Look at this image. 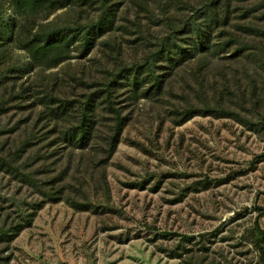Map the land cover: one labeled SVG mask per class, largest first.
<instances>
[{
    "label": "rangeland",
    "instance_id": "obj_1",
    "mask_svg": "<svg viewBox=\"0 0 264 264\" xmlns=\"http://www.w3.org/2000/svg\"><path fill=\"white\" fill-rule=\"evenodd\" d=\"M205 1L150 0L148 10L123 7L117 25L100 36L86 56L74 47L67 62L25 73L17 82L30 86L27 100L16 96L17 89L10 99L6 88L0 87V158L42 177L44 161L50 160L36 150L41 144L36 145L29 126L35 112L51 105L49 98L41 100L45 88L74 99L84 92L79 82L83 75L86 90L89 85L94 89V79L107 75L114 64L106 55L108 41L119 43L126 65L142 63L168 32L165 15L175 23L200 22L198 10ZM231 2L232 17L238 19L247 8L264 5V0ZM192 8L197 11L191 12ZM260 11L264 13V8ZM42 14L37 20H42ZM76 15V9H61L44 21L76 22ZM87 19L84 14L80 22L85 24ZM138 21L143 25L142 36L135 30ZM124 24L131 27L130 32L118 28ZM25 57L23 50L11 46L5 64H0V79L6 83L15 79L14 65ZM260 58L258 50L247 65L246 86L252 81L258 89L256 96H246V122L196 115L173 127L167 111L183 99L180 92L160 100L140 96L131 102L124 101L126 92L120 88L115 104L125 110L127 123L106 164L108 194L91 193L97 205L94 212L75 210L65 201L48 202L30 226L6 242L5 231L25 221L40 194L0 168V264H264L256 246L259 242L264 249V68ZM240 65L228 53L214 58L211 69L219 79L220 72L228 77L231 69L240 72ZM17 104L31 106L23 110ZM75 117L70 112L61 123H71ZM100 121L103 129L106 120ZM38 126L42 129V123ZM28 143L33 148L24 152ZM79 153L74 151L72 159ZM101 156L93 147L83 152L90 165Z\"/></svg>",
    "mask_w": 264,
    "mask_h": 264
},
{
    "label": "trees",
    "instance_id": "obj_2",
    "mask_svg": "<svg viewBox=\"0 0 264 264\" xmlns=\"http://www.w3.org/2000/svg\"><path fill=\"white\" fill-rule=\"evenodd\" d=\"M231 3V0H206L198 10L202 20L195 23L187 20L175 23L173 17L165 15L163 20L167 22L168 32L159 38L142 63L126 65L119 43L116 40L111 44L106 42L110 46L106 55L113 60V67L107 75L94 79V89H90L89 85L86 90L85 83L88 81L81 75L79 82L84 86V92L74 99L56 93L52 88H45L46 93L41 100L49 98L51 105L47 104L35 112L29 126L31 137L35 135L38 140L36 145L41 144L35 148L43 156L39 152L36 155L50 160L44 161L42 177L0 158L2 170L40 194L25 221L5 231L6 242L30 226L37 211L48 202L65 201L78 211L94 212L97 209L91 193L109 192L106 164L120 141L128 118L125 110L115 104L120 88L126 92L124 101L131 102L140 96L160 100L168 94L174 96L180 92L183 99L167 111L173 127L196 115L234 117L246 122V96H256L258 89L252 81L250 87L246 86V71H250L247 65L258 50L262 55L259 59L263 62L261 67L264 68V13L260 11L264 5L261 3L247 8L238 19L232 17ZM149 4L150 0H0V64H5L11 46L27 54L24 60L14 65L13 70L17 72L15 79L8 83L0 79V87L6 88L10 99L17 89L16 96L27 100L30 86L17 82L25 73L37 66L45 70L67 62L74 47L79 50L80 56H86L97 39L117 25L123 7L142 6L148 10ZM61 9L72 12L76 9V22L68 19L64 22L56 19L44 21ZM190 11L196 12L197 9ZM256 11L259 16L254 15ZM41 13L42 20H37ZM84 14L88 15L85 24L80 22ZM135 24L139 35L143 25L141 21ZM118 28L127 32L131 30L125 24ZM146 39L150 40L148 36ZM252 44L256 45L255 49L246 47ZM228 53L231 59L241 64V71L231 69L230 77L227 72H220L221 78L217 79L211 64L214 58ZM252 75L248 76L250 80ZM65 82L72 86L68 80ZM17 106L27 110L31 104ZM70 112L76 114L74 121L62 124L61 121L64 122L63 118ZM101 118L106 120L103 129L99 127ZM38 123H42V129ZM92 147L102 156L90 165L83 152ZM29 148L33 147L28 143L23 148L24 152ZM74 151H80L77 159H72ZM256 246L264 259L263 247L259 242Z\"/></svg>",
    "mask_w": 264,
    "mask_h": 264
}]
</instances>
